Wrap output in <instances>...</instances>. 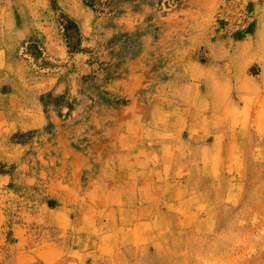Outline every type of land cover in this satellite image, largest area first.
<instances>
[{
    "label": "rangeland",
    "instance_id": "obj_1",
    "mask_svg": "<svg viewBox=\"0 0 264 264\" xmlns=\"http://www.w3.org/2000/svg\"><path fill=\"white\" fill-rule=\"evenodd\" d=\"M0 264H264V0H0Z\"/></svg>",
    "mask_w": 264,
    "mask_h": 264
}]
</instances>
